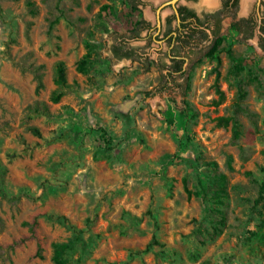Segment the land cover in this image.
<instances>
[{"label":"rangeland","instance_id":"obj_1","mask_svg":"<svg viewBox=\"0 0 264 264\" xmlns=\"http://www.w3.org/2000/svg\"><path fill=\"white\" fill-rule=\"evenodd\" d=\"M161 1L0 0V264H264V55L230 31L159 93Z\"/></svg>","mask_w":264,"mask_h":264},{"label":"flooded vegetation","instance_id":"obj_2","mask_svg":"<svg viewBox=\"0 0 264 264\" xmlns=\"http://www.w3.org/2000/svg\"><path fill=\"white\" fill-rule=\"evenodd\" d=\"M162 0L155 9V22L140 24L145 36L135 35V41H143V48L151 46L156 57L151 61L166 74L170 85L179 76L186 75L191 64L208 54L230 31L240 39L254 45L264 55V0H178L175 4ZM168 10L165 17L163 11ZM129 40V41H128ZM153 44V45H152ZM121 52L133 51L139 59L137 48L125 40ZM144 55V53L142 54Z\"/></svg>","mask_w":264,"mask_h":264},{"label":"trees","instance_id":"obj_3","mask_svg":"<svg viewBox=\"0 0 264 264\" xmlns=\"http://www.w3.org/2000/svg\"><path fill=\"white\" fill-rule=\"evenodd\" d=\"M143 22H144V20L140 21L138 26H140V24H142ZM125 40H123L119 44H115L113 49H112L114 55L117 56L118 58L132 57L133 55H135L133 51L132 52L127 51L126 53L121 52V48H123L125 46L124 45ZM217 47H218V45H216L212 50H210L208 52V56L215 54ZM165 78H166V74H163L162 83H160L155 89L159 93L167 92L169 90V88H172V87H176V86L177 87H183V85L178 83V82H175V83H173V85H170ZM55 82L58 85V87H60V88L65 87L67 85L66 66L63 62H60L58 64L57 76H56ZM61 97H62V93H56L53 96L52 100L55 102H58ZM231 119H232L231 117H224V116L217 117V120H218V123L220 126L221 125H225V126L228 125V123L230 122ZM39 248L40 249L38 250V255H41V247H39ZM53 248H54V255H53L54 262L56 264H67V258L65 257V249L68 248V245L66 243H55L53 245Z\"/></svg>","mask_w":264,"mask_h":264},{"label":"water","instance_id":"obj_4","mask_svg":"<svg viewBox=\"0 0 264 264\" xmlns=\"http://www.w3.org/2000/svg\"><path fill=\"white\" fill-rule=\"evenodd\" d=\"M176 1H178V0H171L170 2H166V3H164L163 4V6H165V5H167V4H175L176 3Z\"/></svg>","mask_w":264,"mask_h":264},{"label":"bare ground","instance_id":"obj_5","mask_svg":"<svg viewBox=\"0 0 264 264\" xmlns=\"http://www.w3.org/2000/svg\"><path fill=\"white\" fill-rule=\"evenodd\" d=\"M246 1V0H245Z\"/></svg>","mask_w":264,"mask_h":264}]
</instances>
